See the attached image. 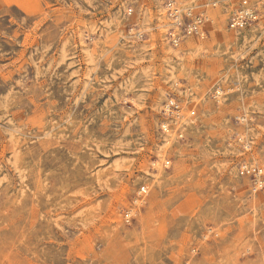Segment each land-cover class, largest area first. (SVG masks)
Returning a JSON list of instances; mask_svg holds the SVG:
<instances>
[{"label": "rangeland", "instance_id": "obj_1", "mask_svg": "<svg viewBox=\"0 0 264 264\" xmlns=\"http://www.w3.org/2000/svg\"><path fill=\"white\" fill-rule=\"evenodd\" d=\"M167 1L0 0V264H264V7Z\"/></svg>", "mask_w": 264, "mask_h": 264}, {"label": "built area", "instance_id": "obj_2", "mask_svg": "<svg viewBox=\"0 0 264 264\" xmlns=\"http://www.w3.org/2000/svg\"><path fill=\"white\" fill-rule=\"evenodd\" d=\"M228 0H168L165 4L166 18L169 21L168 37L171 44L178 47L188 38H204L207 36L205 26L213 23V16L209 10H216ZM264 0H238L237 6L229 12L227 29L241 34L259 26L263 16ZM170 114H179L181 108L178 103L171 100L166 107ZM195 113L192 112L191 115ZM168 132V126L164 125ZM182 137V136H181ZM241 177L251 180L253 191L264 187V173L258 166L242 162L238 167ZM142 189L140 194L144 193Z\"/></svg>", "mask_w": 264, "mask_h": 264}]
</instances>
